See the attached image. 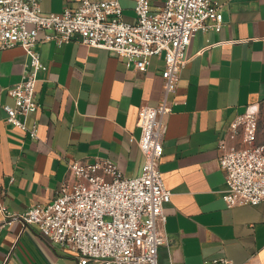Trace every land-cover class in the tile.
Instances as JSON below:
<instances>
[{"label": "crops", "instance_id": "crops-1", "mask_svg": "<svg viewBox=\"0 0 264 264\" xmlns=\"http://www.w3.org/2000/svg\"><path fill=\"white\" fill-rule=\"evenodd\" d=\"M81 1L41 0L40 10L58 14ZM214 1L222 7V27L195 35L169 96L173 105L159 170L171 198L164 205L168 243L157 250L158 264H264V201L227 208L218 164L220 140L242 146L241 135L229 130L231 122L264 105V0ZM119 2L123 20L134 22L135 0ZM36 51L45 70L37 75L39 108L26 122L37 126L33 140L9 124L3 110L14 105L7 90L29 73L30 59L21 47L0 50V201L17 215L49 204L73 160L109 159L124 177H137L144 162L138 110L155 107L163 94L162 59L153 57L146 71H135L107 51L77 40L43 41V33ZM263 132H257V144H264ZM0 264L78 261L36 226L4 224L0 216Z\"/></svg>", "mask_w": 264, "mask_h": 264}, {"label": "built area", "instance_id": "built-area-1", "mask_svg": "<svg viewBox=\"0 0 264 264\" xmlns=\"http://www.w3.org/2000/svg\"><path fill=\"white\" fill-rule=\"evenodd\" d=\"M40 1L0 0V50L21 47L30 59L29 73L7 90L14 101L12 107H3L9 124L38 138L37 126L28 128L26 122L39 108L37 75L45 70L36 51L41 33L43 41L63 45L77 40L107 51L135 71H146L153 57L162 59L163 94L155 107L138 110L137 145L144 162L137 177H124L109 159L73 160L49 204L17 215L0 201V216L4 224L36 226L49 243L72 253L78 264H158L157 250L168 243L164 205L171 198L159 170L165 118L173 105L169 96L176 92L195 35L220 31L222 7L214 0H161L157 7L153 0H135V21L128 23L119 0H82L76 9L58 14L43 13ZM257 125L258 111L247 109L229 126L231 133L241 135L242 146H230L224 139L218 143L227 208L264 201V144L256 143ZM205 264L231 263L213 259Z\"/></svg>", "mask_w": 264, "mask_h": 264}, {"label": "rangeland", "instance_id": "rangeland-1", "mask_svg": "<svg viewBox=\"0 0 264 264\" xmlns=\"http://www.w3.org/2000/svg\"><path fill=\"white\" fill-rule=\"evenodd\" d=\"M264 130V105L262 106V109L260 112H258V125H257V132H259L260 129ZM264 133V132H263ZM264 135V134H263ZM264 138V136H263ZM264 141V140H263Z\"/></svg>", "mask_w": 264, "mask_h": 264}]
</instances>
